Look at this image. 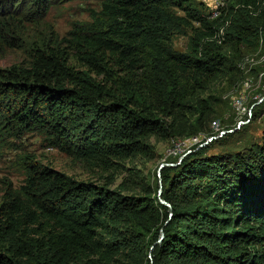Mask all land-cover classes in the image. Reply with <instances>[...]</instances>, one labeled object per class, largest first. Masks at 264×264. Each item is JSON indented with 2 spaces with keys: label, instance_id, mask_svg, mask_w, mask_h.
I'll return each mask as SVG.
<instances>
[{
  "label": "trees",
  "instance_id": "trees-1",
  "mask_svg": "<svg viewBox=\"0 0 264 264\" xmlns=\"http://www.w3.org/2000/svg\"><path fill=\"white\" fill-rule=\"evenodd\" d=\"M63 1L71 0H0V55L25 48L26 58L0 68V151L35 135L48 148L109 168L151 160V139L209 129L215 110L203 94L228 72L229 54L209 41L217 22L202 16L201 5L94 0L98 9L64 37L43 26L27 43L26 26L41 28ZM177 23L191 27L188 54L169 45ZM225 43L264 56V10L255 18L233 13ZM263 111L264 100L248 123ZM18 163L23 185L1 207L0 264H263L253 246L264 226V128L240 150L200 148L161 169L159 196V182L122 194L123 186L77 182L29 156Z\"/></svg>",
  "mask_w": 264,
  "mask_h": 264
},
{
  "label": "rangeland",
  "instance_id": "rangeland-1",
  "mask_svg": "<svg viewBox=\"0 0 264 264\" xmlns=\"http://www.w3.org/2000/svg\"><path fill=\"white\" fill-rule=\"evenodd\" d=\"M194 1L201 5L200 12L206 19V12L211 8V0ZM244 1L246 0H223L224 10L232 16L239 9H244L249 11V15L253 18L258 17L264 10V0H257L254 3H252L253 0H248L249 5L244 4ZM98 5L99 3L94 0L54 3L41 28L26 26L30 33L27 43L32 40V35L34 37L42 35L43 26L52 28L60 38L64 37L70 30L71 24L88 21L89 10L98 9ZM177 13L183 16L181 12ZM177 24L180 26L172 31L169 45L175 53L188 54L190 39L193 36L191 27L184 23ZM191 25L198 27L199 23L193 22ZM221 46L229 54L228 72L217 74L207 92L203 94L204 98L211 96L215 113L209 129L192 137L197 138L199 142L189 147L190 153L200 148L207 149V153L240 150L258 141L260 132L264 128V111L260 118L251 123H248L247 119L248 110L252 113L256 107L255 104L264 93V56H260L259 48L240 46L239 52H235L230 49L229 44L225 43ZM24 49L6 50L0 55V68L26 64ZM228 131L233 133L228 136L226 133ZM221 133L222 138L219 136ZM184 139L185 137L160 142H154L151 139V143L155 146V155L151 160L136 157L131 161L113 162L109 168H102L94 163L48 148L46 142L35 135L25 136L22 140L14 142L13 148L0 151V220L3 219L5 212L1 210V207L7 201L8 194L23 185V172L18 163L20 156H29L41 166L62 173L77 182L91 183L111 190H117L123 186L125 191H121L122 194H132L138 193L142 184L150 183L152 188L158 184L159 165L178 163L179 159L173 156V150L176 148L175 145ZM220 139L224 142L223 145H219ZM200 144L202 147L199 148ZM186 151L187 149L184 154ZM260 234L262 237L256 241L253 251L263 256L264 264V226Z\"/></svg>",
  "mask_w": 264,
  "mask_h": 264
},
{
  "label": "built area",
  "instance_id": "built-area-1",
  "mask_svg": "<svg viewBox=\"0 0 264 264\" xmlns=\"http://www.w3.org/2000/svg\"><path fill=\"white\" fill-rule=\"evenodd\" d=\"M224 3L223 0H211V8L206 12V19L209 21H216L217 25L215 28L214 33L210 37L209 41H212L218 45H221L225 42V30L226 27L229 25L230 15L228 14L227 10H224ZM264 97V95L258 100V102ZM253 108V106L251 107ZM248 115L250 116V110H248ZM210 141V139H208ZM207 140V141H208ZM199 142L197 138H185L183 141L177 143L175 145V149L173 150V156L178 157L180 159L182 156L190 153V148L192 146L197 145L196 143ZM206 144V143H204ZM202 144L199 145V147ZM187 149L186 154L184 151Z\"/></svg>",
  "mask_w": 264,
  "mask_h": 264
},
{
  "label": "water",
  "instance_id": "water-1",
  "mask_svg": "<svg viewBox=\"0 0 264 264\" xmlns=\"http://www.w3.org/2000/svg\"><path fill=\"white\" fill-rule=\"evenodd\" d=\"M264 100V97L259 101V102H257L255 105H258L259 103H261L262 101ZM226 133H228V134H230V133H233V131H228V132H226ZM222 135V133L219 135V136H221ZM212 139H215V138H212ZM212 139H210V140H212ZM200 147H202V146H200ZM199 147V148H200ZM185 156H183V157H181L180 159H179V161H178V163L177 164H161V165H159V167H158V172H160V170L161 169H163V168H165V167H175V166H177V165H179V163L181 162V160L184 158ZM160 193H161V185H160V183H159V190H158V195H160ZM160 199V198H159ZM160 203L162 204V205H166L167 207H169V205L168 204H166L164 201H162V200H160ZM171 209L169 208V214H171ZM163 232L161 231L160 232V236H159V240L157 241V243H160V241L163 239Z\"/></svg>",
  "mask_w": 264,
  "mask_h": 264
}]
</instances>
